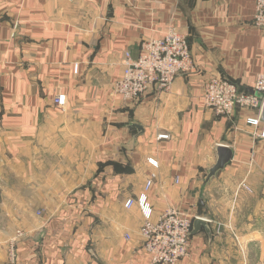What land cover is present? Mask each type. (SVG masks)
Returning a JSON list of instances; mask_svg holds the SVG:
<instances>
[{
	"label": "crops",
	"instance_id": "crops-1",
	"mask_svg": "<svg viewBox=\"0 0 264 264\" xmlns=\"http://www.w3.org/2000/svg\"><path fill=\"white\" fill-rule=\"evenodd\" d=\"M254 6L0 0V264L16 231L20 264H148L141 211L124 204L143 193L150 157L158 161L146 193L152 219L172 205L211 232L191 234L178 264H264V139L252 137L240 109L219 117L201 100L210 78L250 92L264 74ZM169 28L187 37L194 69L169 94L122 100L113 84L124 53L136 58L144 40ZM219 145L232 160L203 187Z\"/></svg>",
	"mask_w": 264,
	"mask_h": 264
},
{
	"label": "built area",
	"instance_id": "built-area-1",
	"mask_svg": "<svg viewBox=\"0 0 264 264\" xmlns=\"http://www.w3.org/2000/svg\"><path fill=\"white\" fill-rule=\"evenodd\" d=\"M252 24L255 28L264 29V0H255ZM140 54L133 58L128 52L123 55L124 63L121 75L113 84V89L124 101H137L149 92L169 94L175 79L194 69L187 37L175 28H169L162 39L149 38L140 46ZM74 72L77 74L78 65ZM203 105L219 117H230L236 109L247 114L245 124L251 128L254 139H264V125L260 121L264 105V74H257L250 92L240 91L233 83L210 78L201 87ZM54 104L56 108L66 106V97L58 93ZM159 135L158 139H167ZM151 170L147 174L143 193L137 198L126 200L124 207H139L143 224L140 229L142 250L148 264H178L189 257L191 247L193 215L168 206L155 220L146 203V193L153 185L158 168V161L147 159ZM177 182V180H176ZM241 187L250 191L244 183ZM23 232L16 231L7 247V264H20L16 245Z\"/></svg>",
	"mask_w": 264,
	"mask_h": 264
},
{
	"label": "water",
	"instance_id": "water-1",
	"mask_svg": "<svg viewBox=\"0 0 264 264\" xmlns=\"http://www.w3.org/2000/svg\"><path fill=\"white\" fill-rule=\"evenodd\" d=\"M260 121L264 125V105L260 113ZM138 130V133H142V129L137 125H132ZM216 159L214 164L206 171L205 179L203 180V187H205L216 175L223 171L224 168L230 163L233 157V150L230 147L219 145L215 147ZM203 228L208 236H211L208 222L204 219L196 218L192 223L191 234H196Z\"/></svg>",
	"mask_w": 264,
	"mask_h": 264
}]
</instances>
